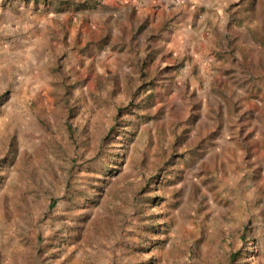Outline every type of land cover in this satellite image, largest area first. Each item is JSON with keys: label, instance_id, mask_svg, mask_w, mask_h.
<instances>
[{"label": "rangeland", "instance_id": "obj_1", "mask_svg": "<svg viewBox=\"0 0 264 264\" xmlns=\"http://www.w3.org/2000/svg\"><path fill=\"white\" fill-rule=\"evenodd\" d=\"M262 2L176 56L103 0H0V264H264Z\"/></svg>", "mask_w": 264, "mask_h": 264}, {"label": "crops", "instance_id": "obj_2", "mask_svg": "<svg viewBox=\"0 0 264 264\" xmlns=\"http://www.w3.org/2000/svg\"><path fill=\"white\" fill-rule=\"evenodd\" d=\"M103 3L110 9L135 14L136 21L144 18L155 28L164 23L170 25L172 33L168 37L162 34L160 39L176 56L196 54L195 45L200 46L211 37L209 30H220L226 21H231L228 14L247 8L256 14L263 5L262 0H103ZM119 22L124 26L132 24L125 18ZM199 54L197 51L196 55Z\"/></svg>", "mask_w": 264, "mask_h": 264}]
</instances>
